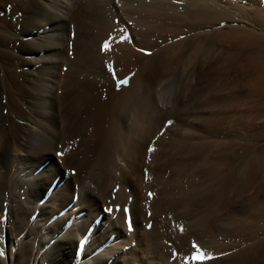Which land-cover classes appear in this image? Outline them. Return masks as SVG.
Instances as JSON below:
<instances>
[{"label": "bare ground", "instance_id": "1", "mask_svg": "<svg viewBox=\"0 0 264 264\" xmlns=\"http://www.w3.org/2000/svg\"><path fill=\"white\" fill-rule=\"evenodd\" d=\"M0 264H264V0H0Z\"/></svg>", "mask_w": 264, "mask_h": 264}, {"label": "snow or ice", "instance_id": "2", "mask_svg": "<svg viewBox=\"0 0 264 264\" xmlns=\"http://www.w3.org/2000/svg\"><path fill=\"white\" fill-rule=\"evenodd\" d=\"M127 39H128L127 36H122V37H121V40H122V41H126ZM109 47H110V44H109V42L106 41V42L104 43V45H103L102 51H107V50H109ZM108 69H109V71L111 72V71H112V66H111V65H108ZM125 84H127V80H121V81H119V84H118L117 86L119 87L120 85H125ZM169 123H171V121H170ZM153 150H154V149L151 148V147L148 148V152H149V153H151ZM148 196H149V197H152V196H153V193H152V192H148ZM127 211H128V209L125 208V209H124V212H127ZM193 247L195 248L196 245L194 244ZM195 258L208 259V260H210V259H212L213 257L211 256V254H205V253H203V252H199V251H197V253H196V257H195Z\"/></svg>", "mask_w": 264, "mask_h": 264}, {"label": "rangeland", "instance_id": "3", "mask_svg": "<svg viewBox=\"0 0 264 264\" xmlns=\"http://www.w3.org/2000/svg\"><path fill=\"white\" fill-rule=\"evenodd\" d=\"M115 21H116V19H115ZM72 36H73V35H72ZM70 52H71V50H69V55H70ZM106 68L108 69V66H107V65H106ZM66 69H67V67L64 66V67H63V70L66 71ZM252 147H253V146H252ZM254 149H256V148H254ZM252 150H253V148H252ZM72 172H73V171H72Z\"/></svg>", "mask_w": 264, "mask_h": 264}]
</instances>
